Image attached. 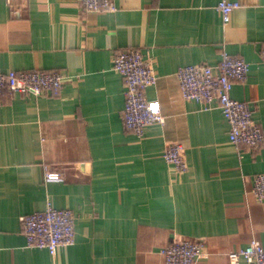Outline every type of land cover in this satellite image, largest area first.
I'll return each mask as SVG.
<instances>
[{"label": "crops", "instance_id": "0c3cea01", "mask_svg": "<svg viewBox=\"0 0 264 264\" xmlns=\"http://www.w3.org/2000/svg\"><path fill=\"white\" fill-rule=\"evenodd\" d=\"M219 1L115 0L113 12H83L79 0H0V70L66 76L56 95H0V264H165L161 250L180 238L205 241L196 264H228L252 239L264 248V203L251 194L264 143L231 142L218 105L184 99L176 76L222 53L244 59L231 97L250 104L264 135V0H229L239 7L226 25ZM127 47L153 68L145 97L163 117L142 137L124 127L112 68ZM171 142L184 147L183 174L162 157ZM45 166L62 180L44 181ZM48 203L74 214V243L55 255L28 247L20 221Z\"/></svg>", "mask_w": 264, "mask_h": 264}, {"label": "built area", "instance_id": "2783aa9c", "mask_svg": "<svg viewBox=\"0 0 264 264\" xmlns=\"http://www.w3.org/2000/svg\"><path fill=\"white\" fill-rule=\"evenodd\" d=\"M13 0H6L11 4ZM83 12H113L115 0H79ZM239 7L235 1L221 0L217 10L222 23L226 25L232 11ZM264 57V47L261 49ZM112 68L123 79L124 107L122 121L126 130L138 137L143 136L144 127L161 123L163 117L157 104L146 100L147 87L155 82L156 76L148 60L134 47L114 52ZM248 63L236 56L222 53L217 65L195 64L180 67L176 73L180 92L184 99L194 100L203 109H210L214 103L222 111L229 127V139L236 144L258 149L264 143L260 127L253 121L252 108L248 102L231 97L235 83L244 82L248 75ZM66 76L60 71H1L0 95L6 92L33 96L56 95L62 88ZM184 147L180 142L167 143L162 157L176 173L187 171L183 156ZM62 173L44 167V181H60ZM251 194L259 204L264 203V173L251 178ZM28 247L47 249L55 255L59 246L74 243V214L71 209H57L49 203L45 210L20 217ZM203 239H177L161 250L165 264H196L208 256ZM228 264H264V248L252 239L248 245L227 253Z\"/></svg>", "mask_w": 264, "mask_h": 264}]
</instances>
